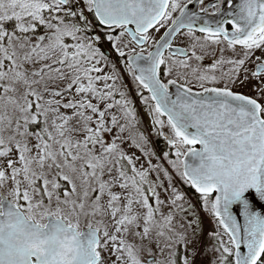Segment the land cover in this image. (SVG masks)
<instances>
[{
  "label": "snow or ice",
  "instance_id": "1",
  "mask_svg": "<svg viewBox=\"0 0 264 264\" xmlns=\"http://www.w3.org/2000/svg\"><path fill=\"white\" fill-rule=\"evenodd\" d=\"M0 264H264V0H0Z\"/></svg>",
  "mask_w": 264,
  "mask_h": 264
},
{
  "label": "rangeland",
  "instance_id": "2",
  "mask_svg": "<svg viewBox=\"0 0 264 264\" xmlns=\"http://www.w3.org/2000/svg\"><path fill=\"white\" fill-rule=\"evenodd\" d=\"M204 220H205V227L208 229V230H211L212 229V224H211V227H210V222H209V220H208V218L205 216L204 217ZM207 224V225H206ZM205 244L207 245V246H210V241H205ZM210 258V257H209Z\"/></svg>",
  "mask_w": 264,
  "mask_h": 264
},
{
  "label": "trees",
  "instance_id": "3",
  "mask_svg": "<svg viewBox=\"0 0 264 264\" xmlns=\"http://www.w3.org/2000/svg\"><path fill=\"white\" fill-rule=\"evenodd\" d=\"M159 146H160L161 148H163V143L161 142Z\"/></svg>",
  "mask_w": 264,
  "mask_h": 264
},
{
  "label": "bare ground",
  "instance_id": "4",
  "mask_svg": "<svg viewBox=\"0 0 264 264\" xmlns=\"http://www.w3.org/2000/svg\"><path fill=\"white\" fill-rule=\"evenodd\" d=\"M206 223V222H205ZM207 225V224H206ZM210 227H211V223H210Z\"/></svg>",
  "mask_w": 264,
  "mask_h": 264
}]
</instances>
